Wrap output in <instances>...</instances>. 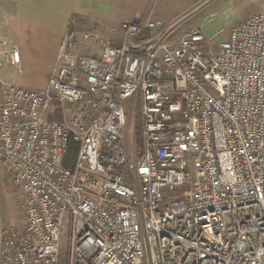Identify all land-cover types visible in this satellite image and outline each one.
Wrapping results in <instances>:
<instances>
[{
  "label": "built area",
  "instance_id": "obj_1",
  "mask_svg": "<svg viewBox=\"0 0 264 264\" xmlns=\"http://www.w3.org/2000/svg\"><path fill=\"white\" fill-rule=\"evenodd\" d=\"M261 1L214 50L177 33L186 15L136 19L96 57L65 38L42 90L0 81V167L24 210L1 264H59L66 224L69 264H264ZM7 64L20 53L0 35Z\"/></svg>",
  "mask_w": 264,
  "mask_h": 264
},
{
  "label": "crops",
  "instance_id": "obj_2",
  "mask_svg": "<svg viewBox=\"0 0 264 264\" xmlns=\"http://www.w3.org/2000/svg\"><path fill=\"white\" fill-rule=\"evenodd\" d=\"M200 1L202 0H0V35L20 50L24 60L37 55L40 65L46 68L45 78L48 79L70 28L91 29L108 37L120 36L122 41L121 26L124 23L136 19L169 20L188 16ZM15 83L29 90H42L46 86L45 83L43 88H33L27 86L28 81L20 82L16 79ZM7 222L0 188V264Z\"/></svg>",
  "mask_w": 264,
  "mask_h": 264
},
{
  "label": "rangeland",
  "instance_id": "obj_3",
  "mask_svg": "<svg viewBox=\"0 0 264 264\" xmlns=\"http://www.w3.org/2000/svg\"><path fill=\"white\" fill-rule=\"evenodd\" d=\"M261 4V0H202L192 9L188 16L186 15V22L177 33L181 35L188 28L197 27L204 35L208 48L214 50L217 43L224 40L234 26L243 22L247 17L259 12ZM65 38L68 50L66 51L72 56L84 55L96 57L100 53L104 43L112 42L118 44L121 42L120 36H102L91 29L73 30V28H70ZM38 60L37 55L35 58L31 57L30 60H24L21 53L20 65L12 66L7 64L0 66V81L6 84L18 85L15 83L16 79L20 82L28 81L29 84L27 86L33 88L44 87L47 81L45 78L47 74L46 68L40 65ZM131 106V103H128L127 125L124 132V150L130 156L140 146L142 137L140 114H135V110ZM47 118L59 121L63 117L60 113L55 112L54 114H47ZM0 181L4 216L6 215L8 220L5 224V229L20 226L24 218L22 199L19 196V192L11 189L8 185L5 173L1 167ZM67 230L68 226L66 224L64 229L65 235L62 237L59 264H69Z\"/></svg>",
  "mask_w": 264,
  "mask_h": 264
},
{
  "label": "trees",
  "instance_id": "obj_4",
  "mask_svg": "<svg viewBox=\"0 0 264 264\" xmlns=\"http://www.w3.org/2000/svg\"><path fill=\"white\" fill-rule=\"evenodd\" d=\"M74 154H75V148L73 146H71L70 149H69V154L65 158V161H66L67 164H69L71 162V160L73 159Z\"/></svg>",
  "mask_w": 264,
  "mask_h": 264
}]
</instances>
